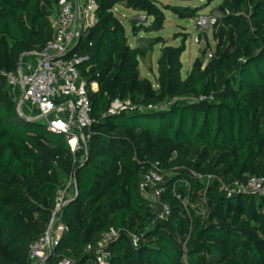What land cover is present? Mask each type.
Returning <instances> with one entry per match:
<instances>
[{"label": "trees", "instance_id": "obj_1", "mask_svg": "<svg viewBox=\"0 0 264 264\" xmlns=\"http://www.w3.org/2000/svg\"><path fill=\"white\" fill-rule=\"evenodd\" d=\"M96 1V24L68 55H94L76 67L97 84L88 93L92 135L74 164L64 135L18 116L6 77L22 55L52 39L59 0H0V264H29V246L46 231L56 192L70 175L77 191L57 215L68 231L49 263L70 257L89 264L87 248L110 228L142 230L154 211L139 183L153 164L163 177L159 198L171 212L137 246L121 233L108 247L110 264H264V197H227L214 179L264 177V0H222L212 29L215 47L206 42L185 78L184 41L162 46L156 88L140 77L139 58L163 39L131 47L112 9L122 2L151 17L148 25L132 23L134 35L162 30L163 10L190 20L199 9L159 6L158 0ZM210 95L212 101L101 119L116 99L147 106Z\"/></svg>", "mask_w": 264, "mask_h": 264}, {"label": "built area", "instance_id": "obj_2", "mask_svg": "<svg viewBox=\"0 0 264 264\" xmlns=\"http://www.w3.org/2000/svg\"><path fill=\"white\" fill-rule=\"evenodd\" d=\"M96 0H59L53 15L51 26L53 37L40 51H32L20 58V69L8 73L7 83L11 91L19 89L21 97L17 96V112H21L22 102L25 100L29 108L37 111L36 116L28 117L32 121L42 120L46 130L62 134L67 140L73 156V163L78 162V154H85L87 143L92 133L91 126L95 120L91 117V103L88 93L97 90L95 82L87 83L80 76L75 58L68 55L77 45L81 36L97 22ZM217 23V15L199 17L196 21L197 28L213 27ZM34 56L33 62H24V58ZM212 56L208 51L207 59ZM212 101L213 97L201 96L188 99L166 100L158 105H140L129 99L113 100L108 109L101 114V119L131 111L162 112L178 101L188 103ZM213 177L207 176L206 180ZM222 191L227 197L240 193H251L264 197V177H250L245 181L225 182L219 178ZM163 177L157 164H153L139 183V191L148 201L154 211V216L149 225L140 231H130L125 228H110L104 232L95 245L87 248L86 253L91 256L89 264H110L111 253L108 249L110 243L125 233L134 246L144 238L147 231L158 221H163L169 214V206L159 198ZM76 193L75 179L72 175L67 177L65 183L56 192L55 209L46 231L29 246V264H51L48 258L53 255L55 247L67 233L68 227L61 223L57 215L61 208L69 202V198ZM186 205V204H184ZM55 264H79L77 260L63 257Z\"/></svg>", "mask_w": 264, "mask_h": 264}, {"label": "rangeland", "instance_id": "obj_3", "mask_svg": "<svg viewBox=\"0 0 264 264\" xmlns=\"http://www.w3.org/2000/svg\"><path fill=\"white\" fill-rule=\"evenodd\" d=\"M222 0H158V5H174L179 7H191L198 8V12L195 18L188 20L180 19L168 10H163L165 16L164 27L158 32L144 33L139 32L137 37L132 33V18L135 13L132 9H128L122 2L116 4L112 9L113 14L119 19L125 29L128 44L131 47L138 46L145 47L147 43L161 37L163 43H158L153 47L152 51L146 53L143 58H139V73L140 77L147 78L154 88H156L157 78V59L160 56V50L162 46L179 47L184 41L185 51L181 54L180 62L182 65L181 76L185 78L191 68V65L196 57L199 56L201 49L205 48L206 42L208 41L213 50L215 47V41L212 37V29L205 28L200 29L196 26V21L199 17L218 15L217 6ZM152 21L149 17L145 24H150ZM138 42V43H137ZM34 56H30L27 59H23V63L33 62ZM207 58V56H206ZM21 112L25 116L35 117L37 111L29 108L27 101H23L21 105ZM42 123V120H38Z\"/></svg>", "mask_w": 264, "mask_h": 264}, {"label": "water", "instance_id": "obj_4", "mask_svg": "<svg viewBox=\"0 0 264 264\" xmlns=\"http://www.w3.org/2000/svg\"><path fill=\"white\" fill-rule=\"evenodd\" d=\"M147 20H148V16L146 14L137 13L136 15L133 16L132 23H134V24H145L147 22ZM185 22H188V20H186ZM93 56L94 55L80 56V57H77L75 59V62H76V64H79V63H82L84 61L90 60L91 58H93ZM19 69H20V60L17 63V70H19ZM18 116L24 120H30L26 117H23L19 113H18ZM75 184H76V182H75ZM76 191H77V186H76Z\"/></svg>", "mask_w": 264, "mask_h": 264}, {"label": "crops", "instance_id": "obj_5", "mask_svg": "<svg viewBox=\"0 0 264 264\" xmlns=\"http://www.w3.org/2000/svg\"><path fill=\"white\" fill-rule=\"evenodd\" d=\"M135 13H139V12H136L135 11ZM141 14H143V13H141ZM149 19V18H148ZM148 21V20H147ZM135 37H137V35H134ZM138 43V42H137ZM131 46V45H130ZM138 46V44L135 46V47H137ZM11 91V90H10ZM11 93H12V95H13V97H14V99H16V97L17 96H20L21 97V91L19 90V89H13V91H11ZM23 117H26V118H28L29 116H25V115H22ZM73 197V195L69 198V199H71Z\"/></svg>", "mask_w": 264, "mask_h": 264}]
</instances>
